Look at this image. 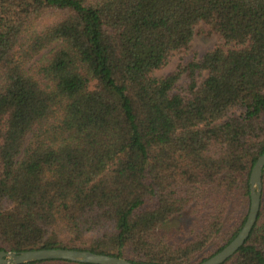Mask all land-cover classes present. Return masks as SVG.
<instances>
[{"label": "trees", "instance_id": "obj_1", "mask_svg": "<svg viewBox=\"0 0 264 264\" xmlns=\"http://www.w3.org/2000/svg\"><path fill=\"white\" fill-rule=\"evenodd\" d=\"M199 26L223 43L157 76ZM263 152L264 0H0V251L199 264L242 228ZM262 184L222 264H264Z\"/></svg>", "mask_w": 264, "mask_h": 264}, {"label": "water", "instance_id": "obj_2", "mask_svg": "<svg viewBox=\"0 0 264 264\" xmlns=\"http://www.w3.org/2000/svg\"><path fill=\"white\" fill-rule=\"evenodd\" d=\"M264 170V152L258 157L250 174V206L247 218L237 235L220 251L199 264H222L233 256L246 242L254 228L260 208L263 193L262 173ZM47 259H66L71 261L94 264H143L124 257L111 254L97 253L91 250L65 247L37 248L23 251H0V264H22L30 261ZM156 264V263H147Z\"/></svg>", "mask_w": 264, "mask_h": 264}, {"label": "rangeland", "instance_id": "obj_3", "mask_svg": "<svg viewBox=\"0 0 264 264\" xmlns=\"http://www.w3.org/2000/svg\"><path fill=\"white\" fill-rule=\"evenodd\" d=\"M201 27L203 28V26L198 27V31L192 40L190 49L176 52L165 67L155 72L157 76H164L172 72L179 64L201 57L205 52L211 50L217 44L223 43L218 34H206L201 31ZM181 82L185 84L186 80L182 79Z\"/></svg>", "mask_w": 264, "mask_h": 264}]
</instances>
